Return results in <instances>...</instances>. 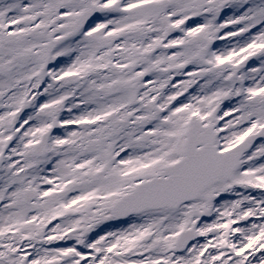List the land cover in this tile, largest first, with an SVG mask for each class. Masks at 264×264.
<instances>
[{
	"label": "snow or ice",
	"instance_id": "snow-or-ice-1",
	"mask_svg": "<svg viewBox=\"0 0 264 264\" xmlns=\"http://www.w3.org/2000/svg\"><path fill=\"white\" fill-rule=\"evenodd\" d=\"M0 264H264V0H0Z\"/></svg>",
	"mask_w": 264,
	"mask_h": 264
}]
</instances>
